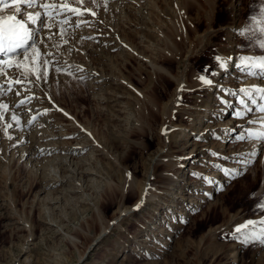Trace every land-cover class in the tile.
<instances>
[{
  "label": "rangeland",
  "instance_id": "374dc122",
  "mask_svg": "<svg viewBox=\"0 0 264 264\" xmlns=\"http://www.w3.org/2000/svg\"><path fill=\"white\" fill-rule=\"evenodd\" d=\"M98 3L87 0L97 12L84 17L90 24L47 41L55 64L42 70L46 81L8 91L0 76L9 105L0 119V264H264V246L230 236L264 218L253 214L264 202V152L243 175L225 176L221 168H240L226 157L258 141L230 140L242 121L198 79L217 69L216 56L254 54L233 29L252 24L261 0ZM233 73L214 79L237 90ZM7 120L15 126L6 133ZM71 145L88 148L74 157L63 151ZM54 176L62 182L42 187Z\"/></svg>",
  "mask_w": 264,
  "mask_h": 264
},
{
  "label": "snow or ice",
  "instance_id": "6c2138e0",
  "mask_svg": "<svg viewBox=\"0 0 264 264\" xmlns=\"http://www.w3.org/2000/svg\"><path fill=\"white\" fill-rule=\"evenodd\" d=\"M91 3L99 7L98 0H91ZM86 4L87 0H0V76L5 77L8 91H13L14 85H23L25 81L34 83L47 80L49 73L42 70L46 65L54 66L55 64L53 60L49 59L53 53L46 50L47 41H51L55 35H60L63 38L67 31L65 26L74 24V27L79 28L90 24L91 21L84 17L86 15L96 17L97 12L93 8L86 7ZM253 11L255 14L250 15L247 19L255 24V27L252 24H246L233 29V35L244 38V46L251 47L254 54L236 57L229 55L227 58L216 56L214 61L217 64V69L209 71L210 66H206L204 74L198 76L202 85L214 88L218 94L222 93V95H218L219 103L232 108L234 119L244 121L243 124L227 130L231 133L239 129V133L232 137V140L259 142L255 151L226 157V159L234 160L240 166V168H221L225 176L230 178L243 175L241 169L253 163V158H258L261 152H264V0H261L259 7ZM54 27L57 28L56 33L52 32ZM46 31L48 35L45 36ZM63 42L68 43L66 39ZM41 45L44 46V51L41 50ZM37 65H39L38 68ZM25 67L29 70L25 71ZM230 67H235L241 74L237 79L252 77L261 83L251 87H240L237 90L225 88L214 78L228 73ZM32 68H36V71H31ZM9 70H15L18 75L14 79H10L8 77ZM55 71L59 73L61 69L56 67ZM29 76H34L35 80H28ZM3 88L4 85L0 84V96L5 94ZM16 95H20L18 90H16ZM228 97L232 99H228ZM24 103V100L20 101V105ZM0 109L4 110L0 112V119H2L4 113L9 109V105L0 102ZM65 115L67 114L65 113ZM35 119L36 117H33L28 123L31 124ZM11 120L17 126L20 124L15 114L11 116ZM13 126V123H7L5 132L7 133L8 129ZM166 133L167 130H165ZM7 138L13 139L10 134ZM212 182L209 181V183ZM145 195H147V190ZM136 207L139 208L140 205L138 204ZM257 213H264V202L254 206V216ZM257 225L264 226V218L247 220L236 226L230 236L233 240L239 241L242 246L253 243L264 246V227L257 231Z\"/></svg>",
  "mask_w": 264,
  "mask_h": 264
},
{
  "label": "bare ground",
  "instance_id": "6f19581e",
  "mask_svg": "<svg viewBox=\"0 0 264 264\" xmlns=\"http://www.w3.org/2000/svg\"><path fill=\"white\" fill-rule=\"evenodd\" d=\"M138 1H140V0H138ZM142 1H144V0H142ZM187 3H189L188 1H187ZM260 4V3H259ZM259 4H258V6H259ZM19 18V17H18ZM237 20V19H236ZM184 35V34H183ZM122 46H126V45H122ZM127 47V46H126ZM128 47L130 48V50H132L133 52H135L129 45H128ZM239 73H233V75H238ZM237 82H239L240 83V85L237 87V88H240V87H251V86H253V85H257V84H259L260 82H259V80H257V79H254V78H252V77H246V78H244V77H241V79H235ZM1 82H3V81H1ZM2 84V83H1ZM7 84V83H6ZM8 85V84H7ZM202 89H204V88H208V90H209V88H212V87H207V86H202L201 87ZM229 89H232V90H234V87L232 86V87H230ZM4 90V89H3ZM29 90V89H28ZM27 90V91H28ZM31 92H32V90H30ZM29 95L31 96V97H28V99H25V98H23V99H21V100H24L25 101V103L27 102L26 100H30L29 98H33L35 95H33L32 93H30L29 92ZM23 96H25V95H23ZM28 96V95H27ZM37 98V97H36ZM20 103V102H19ZM229 113L230 114H232V110H230L229 111ZM40 114V113H39ZM210 115V114H209ZM33 116H34V114H32L31 115V118H33ZM38 116V115H37ZM207 116V115H206ZM207 118H209L210 119V117L208 116ZM27 122H24L25 124H22L21 126H23V127H29L31 124H29L28 122L30 121V120H26ZM7 123H9L8 122V120L6 121ZM242 124L244 123V121H242L241 122ZM240 123V124H241ZM15 126V125H14ZM256 127H258V126H256ZM230 129V128H229ZM253 130H255V129H253ZM79 135V134H78ZM228 138H231V137H226L225 138V140H228ZM230 140H232V138L230 139ZM80 143V142H79ZM258 144H259V142L258 143H256L255 144V147H254V150H257V148H258ZM80 145V144H79ZM89 145V144H88ZM46 148V153L47 152H50V153H53V152H55L56 151V149H57V147H55V146H51V147H45ZM88 147H86V146H79V147H73V145H71L70 147H68V149L67 150H63V151H66V152H68L69 154H71V156L73 155L74 157L75 156H78V155H80V154H83L84 152H85V150L87 149ZM44 150L42 149V152H43ZM39 155H40V153H38ZM35 155V156H39V155ZM42 154V153H41ZM45 154V153H44ZM82 172H84L85 174H87V173H91L92 172V169H87V170H84V168L82 169ZM55 177V176H54ZM52 179H54V180H56V181H54V182H52V183H49V184H45L46 186H44L43 184V186L42 187H44V188H46V187H49L50 186V184L51 185H53V184H55V183H58V182H62V180H60V179H56V177L55 178H52ZM79 188V187H78ZM48 201V200H47ZM54 202H57V201H54V199H50L49 200V203H54Z\"/></svg>",
  "mask_w": 264,
  "mask_h": 264
}]
</instances>
